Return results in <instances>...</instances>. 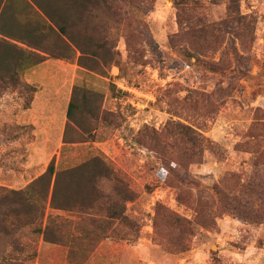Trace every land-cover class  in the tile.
I'll list each match as a JSON object with an SVG mask.
<instances>
[{
  "label": "rangeland",
  "instance_id": "obj_1",
  "mask_svg": "<svg viewBox=\"0 0 264 264\" xmlns=\"http://www.w3.org/2000/svg\"><path fill=\"white\" fill-rule=\"evenodd\" d=\"M139 2L123 8L127 22L107 25L118 65L104 74L75 60H50L28 71L32 83L22 77L40 90L34 125L23 114L29 90L0 98V189H24L52 160L62 171L100 156L133 196L127 222L105 227L111 238L94 243L100 225L112 222L104 213L77 222L76 212L52 211L62 219L66 246L27 235L21 255L36 254L26 264H264V0L239 2L244 25L231 21L229 0ZM174 47L195 48L198 59L222 73L200 68L197 58L185 59ZM75 87L95 95L92 106L101 107L106 121L95 124L86 115L88 130L66 129ZM171 122L191 127L212 147L190 166L196 187H179L183 202L164 181L159 157L134 142L143 128L161 133ZM236 212L257 214L258 222ZM166 214L190 227L166 226Z\"/></svg>",
  "mask_w": 264,
  "mask_h": 264
},
{
  "label": "trees",
  "instance_id": "obj_2",
  "mask_svg": "<svg viewBox=\"0 0 264 264\" xmlns=\"http://www.w3.org/2000/svg\"><path fill=\"white\" fill-rule=\"evenodd\" d=\"M229 1L231 21L242 25L245 20L237 13L242 0ZM141 3L139 0H0V98L9 91L25 88L32 95L28 109L36 89L23 84L21 79L25 71L48 59L75 60L78 67L97 74H104L103 68L118 65L115 54L107 47V25L121 26L127 22L123 8H136ZM174 50L185 59L197 58L199 54L195 48L174 47ZM196 65L211 73H222L215 65L198 58ZM81 92L78 87L73 89L66 111V129L72 126L88 130L82 118L86 115L95 124L107 119L101 107L92 106L95 95ZM139 132L141 138L134 142L159 157L161 169L166 173L164 181L176 188L179 202H183V195L187 200L179 187H196L189 169L201 162L205 150H212L209 142L191 127L174 122L161 133L146 127ZM108 187L110 195L106 193ZM127 187H130L128 182L118 171L102 157L94 156L62 171H56L52 160L46 171L24 189H0V264H26L27 259L35 258V253L21 255L28 249L23 242L27 235L41 237L47 244L66 246L69 239L63 231L62 219L52 211L76 212L81 216L77 222L96 211L104 213V218L112 222L100 225L102 235L94 243L111 238L105 234V227L127 222L125 206L133 200ZM219 198L222 205V197ZM247 214L236 212L241 220L258 222L257 214ZM165 224L182 232L190 227L188 221L168 214Z\"/></svg>",
  "mask_w": 264,
  "mask_h": 264
},
{
  "label": "crops",
  "instance_id": "obj_3",
  "mask_svg": "<svg viewBox=\"0 0 264 264\" xmlns=\"http://www.w3.org/2000/svg\"><path fill=\"white\" fill-rule=\"evenodd\" d=\"M50 60H53V59H48V60H46L45 62H43L42 64L48 63V61H50ZM42 64H39V65H37V66H40V65H42ZM35 67H36V66H35ZM33 68H34V67H33ZM31 69H32V68H31ZM31 69L25 71V73L23 74L25 80H26L28 83L31 82V80H32V79H31V74H32V72H31V73H28V71L30 72ZM31 83H32V82H31ZM39 92H40V90H37V91L35 92V96H34V99H33L32 104H31V107H30L29 109H27L26 111L23 112V114H25V116L29 117L27 123H30V122H31L33 125L35 124V123H34V119L38 118V117H37V114H36L35 112H39V111L36 109L37 105H35V103H36V98H37V95L39 94Z\"/></svg>",
  "mask_w": 264,
  "mask_h": 264
}]
</instances>
